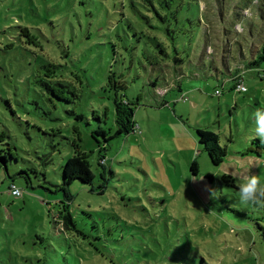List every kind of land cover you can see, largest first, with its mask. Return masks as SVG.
Wrapping results in <instances>:
<instances>
[{"label": "rangeland", "instance_id": "374dc122", "mask_svg": "<svg viewBox=\"0 0 264 264\" xmlns=\"http://www.w3.org/2000/svg\"><path fill=\"white\" fill-rule=\"evenodd\" d=\"M124 1L0 0V150L16 159L0 168V264H264V208L242 205L238 195L242 173L264 178V154L249 151L261 145L252 113L264 107V81L245 77L252 99L222 84L234 57L242 60V52L247 60L263 46L264 0H202L206 11L219 8L217 21L208 35L179 34L178 56L193 66L214 60L222 75L189 80L186 67L140 65L146 53L132 31L119 40L126 20L141 40L159 39L146 37ZM243 9L251 10L246 17ZM238 22L245 25L239 33ZM22 28L39 45L25 43ZM9 41L14 47L2 51ZM109 72L124 74L126 97L140 105L138 132L110 140L102 168L91 132L112 129ZM197 129L218 135L226 150L218 166L200 150ZM73 142L89 154L94 180L68 186L76 229L66 230L59 225L64 197L54 186ZM11 179L22 196L9 192Z\"/></svg>", "mask_w": 264, "mask_h": 264}, {"label": "trees", "instance_id": "16d2710c", "mask_svg": "<svg viewBox=\"0 0 264 264\" xmlns=\"http://www.w3.org/2000/svg\"><path fill=\"white\" fill-rule=\"evenodd\" d=\"M100 1L103 3L104 0ZM115 1L117 2L118 0H112V3ZM82 3L84 4V0ZM124 4V7L136 13L135 15L139 17L141 26L147 28L148 34H146V37L153 34L159 35V39L156 35L149 36L145 38V40H141V36L136 34V31L130 22L128 20L125 21L127 22V27H125V29L129 30H124V34L118 36V38L120 41H124L125 38H130L129 36L131 35L132 31L134 37H136L134 43L143 46V53H146L144 56L146 63L139 61L140 65H172V67L176 70L181 67H186L187 70L191 72V75L186 74L185 76L181 74L183 80H189L197 73L207 76L209 73L211 74L212 71H214L216 79H218L217 76L222 75L219 72V69L215 67L216 62L214 60L209 61L208 59L204 58L201 61L199 60L200 63L197 66H193L191 63H186L183 58L178 56V50L176 48V39L179 34H187L190 32H193V34L200 32H204L206 35L210 34L213 30L215 22L217 21L218 17L216 12H219V8L215 10V13H213V11H206L207 6L204 5L205 3L202 0H126L124 1ZM241 12L243 17L248 15L246 9H243ZM122 18L124 19V16H122ZM17 34L19 37L26 38L25 43L34 47L39 45V41L36 40L35 36H33L27 28L20 29ZM193 34H191L188 38H192ZM160 37L163 39V41H161ZM167 43L172 47L173 55H168L165 48ZM12 47H14V43L13 41H9L2 47V51L9 50ZM149 48L151 49L152 53L148 50ZM205 51L209 54L212 53L209 46H206ZM240 57L242 60L239 59V61L234 57V63L227 66L226 70L228 78L226 79L227 81H222V84L231 83V90L234 94H248L249 90L244 84V79L246 76H248V74H251L260 81H264V44L261 48H259V50L255 49L252 51L251 55L249 56L250 58L247 60L242 52L240 53ZM128 61L131 68H134L135 61L133 59ZM50 66L53 68L56 67L54 64H51ZM52 73V71H47V75ZM183 80H180V83ZM238 84L243 85L245 91L238 89ZM127 85L128 82L124 79L123 73L109 72L107 76L106 88L111 92V96L108 98V100L111 102V105L108 107L113 106V114H111L113 119L112 129H109L107 132L103 128L99 127L91 132V136L97 146V152L99 156L98 165L102 168H104V165L107 162L105 154L109 146V141L117 137H123L129 135L130 133L138 132V127L133 121V115L134 109L140 105V101L139 98H137L136 101H131L126 97L125 90L127 89ZM61 88L64 87L61 86ZM177 90L181 92V85L178 86ZM216 95L219 96L220 94L218 93ZM255 96V94H248L250 99ZM238 105L239 102L236 101L234 106L238 107ZM160 106L166 107L167 102L162 101ZM108 112L109 109L106 112L103 111L102 117L108 119ZM93 113V117L98 120L99 124H101V117H99L96 112ZM77 119H83L82 115H78ZM110 132L112 134H110ZM196 132L197 142L200 150L207 154L212 165L218 166L222 162V158L226 155V150L220 145L218 135L214 132L200 129H197ZM98 137L103 139L102 143L99 141ZM2 138H6V134L1 133L0 140H2ZM79 140L80 139L78 138V141ZM256 141L261 144L260 146L256 147L258 150L250 148L249 151L254 152L259 157H261L263 156L262 154H264V152L261 151V149H264V142H261L260 140ZM72 147L74 148L73 155L67 159L61 168L62 184L61 186H54L56 187L55 192L60 191L64 197L61 202V204L63 203V207L60 214L59 225L66 230L76 229V222L70 211L72 196L68 192V186H70L74 181H79L84 186H92L94 180V174L90 169V163L88 161L89 154L83 153L78 142H73ZM12 160L16 159L13 157V154H11L10 151L8 153H4L3 150H0V168L4 167L6 169L9 161ZM48 162H50V160H48ZM190 171L193 175H196L198 172V166L195 160L191 163ZM108 174L110 177H112V170H109ZM101 178H104V173L101 174ZM207 179L210 180V182H213V178L211 176H208ZM12 186L16 187L15 183H13V180L11 179L9 185L10 193ZM104 186L105 185L102 184V187ZM202 263H204L203 260Z\"/></svg>", "mask_w": 264, "mask_h": 264}, {"label": "clouds", "instance_id": "9594fccd", "mask_svg": "<svg viewBox=\"0 0 264 264\" xmlns=\"http://www.w3.org/2000/svg\"><path fill=\"white\" fill-rule=\"evenodd\" d=\"M251 10H246L250 12ZM236 31L245 30L243 22L236 24ZM254 120V138L264 142V109H257L252 113ZM241 183L238 187L239 202L242 205H252L264 208V178L251 172L241 174ZM214 190L209 189L210 194Z\"/></svg>", "mask_w": 264, "mask_h": 264}, {"label": "built area", "instance_id": "2783aa9c", "mask_svg": "<svg viewBox=\"0 0 264 264\" xmlns=\"http://www.w3.org/2000/svg\"><path fill=\"white\" fill-rule=\"evenodd\" d=\"M237 88L240 89L241 91H245L244 86L241 85V84H238V87H237ZM216 94H218V93H216ZM183 98H184V97H183ZM11 194H12L14 197H16V198L22 196L21 191H20L18 188H16L15 186H12Z\"/></svg>", "mask_w": 264, "mask_h": 264}, {"label": "crops", "instance_id": "0c3cea01", "mask_svg": "<svg viewBox=\"0 0 264 264\" xmlns=\"http://www.w3.org/2000/svg\"><path fill=\"white\" fill-rule=\"evenodd\" d=\"M179 85H181V83H180ZM179 85H178V86H179ZM177 88H178V87H177Z\"/></svg>", "mask_w": 264, "mask_h": 264}]
</instances>
